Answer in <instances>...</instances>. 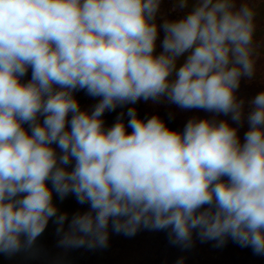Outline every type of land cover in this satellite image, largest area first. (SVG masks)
<instances>
[{
  "label": "clouds",
  "instance_id": "9594fccd",
  "mask_svg": "<svg viewBox=\"0 0 264 264\" xmlns=\"http://www.w3.org/2000/svg\"><path fill=\"white\" fill-rule=\"evenodd\" d=\"M158 4L0 0V252L31 246L52 217L62 230L67 214L57 215L54 189L90 205L72 217L66 246L106 247L111 222L126 236L167 230L187 248L196 230L202 241L222 246L230 237L264 255V92L251 101L243 143L225 121L189 120L180 133L134 109L130 133L122 120L104 128L105 110L161 96L241 119L234 91L253 72V10L198 0L165 22L163 53L154 56ZM79 89L101 97L91 114L73 96Z\"/></svg>",
  "mask_w": 264,
  "mask_h": 264
},
{
  "label": "rangeland",
  "instance_id": "374dc122",
  "mask_svg": "<svg viewBox=\"0 0 264 264\" xmlns=\"http://www.w3.org/2000/svg\"><path fill=\"white\" fill-rule=\"evenodd\" d=\"M198 3V0H185L181 6V0H159L158 9L155 13L153 23L156 24L158 34L155 41L154 56L163 53V40L165 22H174L186 17ZM235 8L248 5L254 12V32L252 40L253 72L251 76L242 75L239 85L234 91L237 102L241 103V119L239 122L232 119V114L209 112L204 109H184L172 103L167 96L158 99H139L135 103L117 105L115 110H105L101 119L104 128H110L116 122L122 120L126 130L130 117L128 110L134 109L137 118L144 120L153 116L159 117L170 130L183 133L189 120L207 119L213 122L225 121L230 127L237 129V135L244 142L245 133L249 130L248 115L253 110L251 101L254 97L264 92V0H234ZM190 53H184L176 60L177 70L186 61ZM31 79V72H27L21 78L22 83ZM175 79V71L169 77ZM78 101L80 109L89 114L100 102L101 97L90 96L86 90L79 89L73 92ZM72 113H69L68 120ZM43 116L38 118L43 123ZM23 127L30 132L28 124ZM70 127V126H69ZM52 147L60 155L61 151L57 145ZM69 171L74 167L72 164L66 166ZM226 179V178H225ZM51 189V182H47ZM53 204L57 208V215L67 214V220L61 227L56 223V217L49 219L44 231L36 238L31 246L22 247L19 251L7 254L0 252V264H264V255H257L251 247H241L230 237L226 243L217 246L214 240L202 241L193 231L192 244L190 247H182L171 243L167 230H150L140 228L135 235L126 236L122 232L112 230L109 223V236L106 247L89 248L86 245L80 247L66 246L61 243L63 235L69 230L72 217L83 214L90 210L88 203L81 204L73 193H68L63 199L53 189ZM22 241L25 239L21 237Z\"/></svg>",
  "mask_w": 264,
  "mask_h": 264
}]
</instances>
